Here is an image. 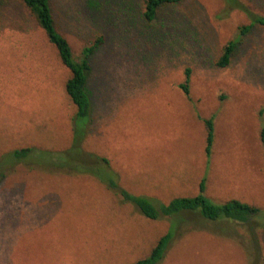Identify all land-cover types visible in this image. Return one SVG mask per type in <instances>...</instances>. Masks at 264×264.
I'll use <instances>...</instances> for the list:
<instances>
[{"label":"rangeland","instance_id":"rangeland-1","mask_svg":"<svg viewBox=\"0 0 264 264\" xmlns=\"http://www.w3.org/2000/svg\"><path fill=\"white\" fill-rule=\"evenodd\" d=\"M244 1L264 15V0ZM142 3L53 0L74 55L102 38L89 61L85 149L107 158L133 195L163 203L192 197L205 176L215 203L264 209V28L241 36L220 68V49L245 24L241 14L222 16L220 0H183L148 23ZM186 71L189 98L180 89ZM68 77L27 11L0 3V154L70 144ZM170 223L147 219L93 178L18 167L0 184V264H134ZM175 233L159 264H264V228L254 245L242 226L182 223Z\"/></svg>","mask_w":264,"mask_h":264},{"label":"trees","instance_id":"trees-1","mask_svg":"<svg viewBox=\"0 0 264 264\" xmlns=\"http://www.w3.org/2000/svg\"><path fill=\"white\" fill-rule=\"evenodd\" d=\"M182 1L143 0L141 17L145 22H153L162 7L178 4ZM220 1L222 3V16L226 17L231 12H237L245 19V24L239 28L237 36L227 41L220 49L216 65L225 68L231 61L240 37L254 27L264 28V15L252 9L244 0ZM5 2L18 3L27 11L42 32L48 45L56 52L62 66L68 71L69 77L65 81L64 91L74 108V115L71 121V141L65 149L24 147L0 154V184L8 174L18 167L45 173H60L67 176H87L99 182L121 202L129 204L147 219L169 218L171 223L167 232L158 239L147 257L136 261L134 264H159L175 237L176 229L182 223H192L201 228H205L207 225L215 227L220 224H226L229 228L242 226L251 236L250 245L257 243L255 241L258 239V233L255 232L264 228V209L238 200H228L221 204L215 203L205 194V176L200 181L198 193L195 196L174 198L168 203L145 196H136L122 188L119 184V175L111 167L109 160L86 150L84 147L90 132L92 112V104L87 89L90 72L89 61L101 45L102 38L84 46L78 55H74L70 43L57 25L53 0H0V3ZM189 84L190 75L189 71H186L184 81L180 86L186 98H189L190 94ZM203 123L206 130L205 170H208L214 139L213 117L204 119ZM260 141L264 149V129L261 132ZM220 230L224 231V229ZM252 250L248 252V255L252 253ZM253 264L256 263L253 262Z\"/></svg>","mask_w":264,"mask_h":264}]
</instances>
